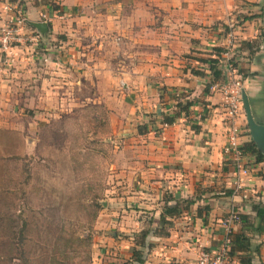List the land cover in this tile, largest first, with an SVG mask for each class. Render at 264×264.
<instances>
[{"label": "crops", "instance_id": "obj_1", "mask_svg": "<svg viewBox=\"0 0 264 264\" xmlns=\"http://www.w3.org/2000/svg\"><path fill=\"white\" fill-rule=\"evenodd\" d=\"M18 13L28 35L12 48L10 61L0 52V104L14 96L21 102L36 96L43 82L52 86L44 89L46 94L61 105L84 87L94 94L88 99L98 93L107 102L128 99V119L115 124L113 139L126 156L120 177L131 186L115 206H107L104 217L105 227L118 232L113 234L116 252L133 248L143 214L158 224L168 196L195 202L169 219L167 236L150 231L142 264H193L200 251H217L230 233L249 237L250 249L231 257L229 264L247 257L251 264H264V232L249 230L257 223L253 207L264 205V161L243 149L250 181L235 192L232 162L223 152L229 128L224 57L218 58L222 76L217 81L208 67L202 76L193 75L194 61L188 58L198 53L213 58V48L253 47L256 42L259 51L242 53H247L245 68L255 74L242 78V90L253 118L264 124V0H0V28ZM42 15L50 18L45 35L31 26L45 23ZM41 39L56 42L57 47L43 45L48 56L34 47ZM185 102L191 103L188 112L164 124L165 116L177 113L176 104ZM243 111L236 123L244 148L252 140ZM229 213L247 220L227 225Z\"/></svg>", "mask_w": 264, "mask_h": 264}, {"label": "rangeland", "instance_id": "obj_2", "mask_svg": "<svg viewBox=\"0 0 264 264\" xmlns=\"http://www.w3.org/2000/svg\"><path fill=\"white\" fill-rule=\"evenodd\" d=\"M41 40L34 47L47 55L42 50L47 43ZM255 45L224 49L229 56L222 64L233 65L242 89V78L251 75L244 66L247 53H242H256ZM188 58L194 61L192 71L205 74L206 54ZM51 87L43 82L36 96L23 102L14 96L0 104V264H138L133 251L144 259L150 242L142 234L157 233V222L143 214L133 248H118L123 254L116 252V228H106L104 218L107 206H115L131 186L127 177H120L126 156L113 139L115 124L128 119V99L107 102L100 93L88 99L94 94L84 87L61 105L46 94L44 89Z\"/></svg>", "mask_w": 264, "mask_h": 264}, {"label": "built area", "instance_id": "obj_3", "mask_svg": "<svg viewBox=\"0 0 264 264\" xmlns=\"http://www.w3.org/2000/svg\"><path fill=\"white\" fill-rule=\"evenodd\" d=\"M11 10V8H5ZM45 23L50 22L48 15H42ZM25 20L22 14L13 15L8 24L0 28V52L10 61L11 50L16 44H21L27 37ZM223 60H227L229 52H223ZM46 61V60H44ZM224 104L226 105V117L229 122L226 144L224 146V154L232 162V175L234 177L235 192L245 187V183L249 182V163L245 159V153L240 142L243 132L241 126L236 123L237 118L242 111L240 82L236 79V70L233 65L227 62L224 65ZM246 181V182H245ZM239 222L236 213H229L225 219V224ZM230 239L227 236L215 252L200 251L197 259L193 264H228L230 252Z\"/></svg>", "mask_w": 264, "mask_h": 264}, {"label": "trees", "instance_id": "obj_4", "mask_svg": "<svg viewBox=\"0 0 264 264\" xmlns=\"http://www.w3.org/2000/svg\"><path fill=\"white\" fill-rule=\"evenodd\" d=\"M215 53V57L213 58H208L207 60H204V63L208 65V69L211 73L212 80L217 81L221 78L222 72L218 69V58L221 56V54L224 52L223 49L221 48H214L213 49ZM191 73L195 76H202V73L196 72V71H191ZM255 74H251L250 77L254 76ZM191 106L190 102H185V103H177L176 108H177V113H175L171 117L165 116L163 118V123L166 125H171L175 122L176 118L179 116L180 113L186 114L188 112V108ZM248 128V127H247ZM140 131V127H139ZM245 151L247 150L250 152L252 155L255 156V159L257 162H263L264 157L259 153V151L256 149L255 145L253 142H250L247 144L244 148L242 147ZM243 150V151H244ZM164 200V205L162 208V211L159 216L158 220V231L155 233L157 236H167L168 232L167 230L171 227V222L169 219H172L174 217L180 216L183 212H186L191 205L194 204L195 200L194 199H172L171 197L166 196ZM172 202V203H171ZM171 203V205H170ZM253 210L256 215V226L250 227L251 232H256V233H261L262 231L264 232V205H257L253 207ZM239 222L245 223L247 220V217L245 216H239ZM150 232H144L142 235L144 237L148 236ZM230 239V252H229V257H234L236 254L241 253V252H246L250 249V238L247 237L245 234L240 233V234H234L230 233L228 235ZM254 252H258L257 249L254 250ZM137 256V263L142 264L144 260L142 259L143 256L138 251H133V256ZM238 256V255H237ZM132 257V256H131ZM241 264H251V259L250 258H239Z\"/></svg>", "mask_w": 264, "mask_h": 264}, {"label": "water", "instance_id": "obj_5", "mask_svg": "<svg viewBox=\"0 0 264 264\" xmlns=\"http://www.w3.org/2000/svg\"><path fill=\"white\" fill-rule=\"evenodd\" d=\"M31 26L40 35H45L49 27L46 23H32ZM241 101L245 113L246 125L250 134V138L254 143L256 149L264 157V124H259L253 118L250 110L248 97L244 90L241 91Z\"/></svg>", "mask_w": 264, "mask_h": 264}]
</instances>
